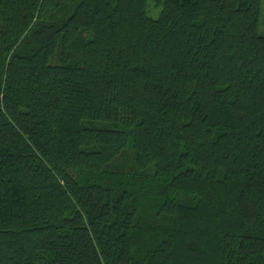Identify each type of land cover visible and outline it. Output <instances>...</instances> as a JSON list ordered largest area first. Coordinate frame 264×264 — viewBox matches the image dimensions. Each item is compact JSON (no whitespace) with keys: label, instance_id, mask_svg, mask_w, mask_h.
<instances>
[{"label":"trees","instance_id":"1","mask_svg":"<svg viewBox=\"0 0 264 264\" xmlns=\"http://www.w3.org/2000/svg\"><path fill=\"white\" fill-rule=\"evenodd\" d=\"M0 264H264V0H0Z\"/></svg>","mask_w":264,"mask_h":264}]
</instances>
